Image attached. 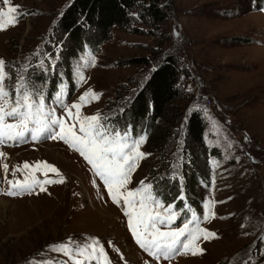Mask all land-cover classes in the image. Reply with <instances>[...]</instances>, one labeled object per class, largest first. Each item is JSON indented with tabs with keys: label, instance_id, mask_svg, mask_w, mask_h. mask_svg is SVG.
<instances>
[{
	"label": "rangeland",
	"instance_id": "obj_1",
	"mask_svg": "<svg viewBox=\"0 0 264 264\" xmlns=\"http://www.w3.org/2000/svg\"><path fill=\"white\" fill-rule=\"evenodd\" d=\"M71 1L12 0L13 6H19L17 22L0 29V58L6 61L11 77L6 84L13 85L17 73L31 82L23 73L29 50H49L40 52L36 65L49 53L59 57L65 39L55 35L56 24ZM174 4L162 26L148 25L135 9L130 29L114 27L112 39L101 46L99 54L80 52L72 70L62 73L61 81L69 86L64 102H78L81 94L92 89L100 98L85 104L82 113L99 112L112 124V111L120 108L122 98L129 99L134 84L149 72L132 59L176 53L182 63L180 88L199 98L204 111L206 158L213 170L210 182L201 184L197 199L188 205L196 211L200 227L216 235L207 240L201 237V254L180 252L170 259H156L135 242L122 203L112 202L106 186L77 151L60 140L28 139L0 144L4 153L0 166L9 165L8 178L16 165L46 161L65 179L46 185L44 192L37 188L31 195L9 196L0 190V199L7 202L0 206V264L49 260L62 264L67 257L49 246L67 242L69 237L77 242L97 238L112 264H230L254 246L256 259H263L254 264H264V0H175ZM0 8L6 9L3 0ZM78 67L85 77L83 83L78 81ZM59 86L60 82L49 90L46 85L41 91L57 116H63V109L54 102ZM140 150L147 155L139 161L129 188L139 186L141 180L153 183L159 167L146 140ZM16 175L23 179L22 172ZM37 176L43 179L42 173ZM49 177L59 179L51 172ZM158 198L167 206L160 194ZM209 200L212 215L204 220V203ZM175 210L180 218L172 227L191 219V213L182 218L181 211Z\"/></svg>",
	"mask_w": 264,
	"mask_h": 264
},
{
	"label": "snow or ice",
	"instance_id": "obj_2",
	"mask_svg": "<svg viewBox=\"0 0 264 264\" xmlns=\"http://www.w3.org/2000/svg\"><path fill=\"white\" fill-rule=\"evenodd\" d=\"M3 4L6 9L0 8V29L17 22L19 8L12 5V0H3ZM40 66L44 67L43 60ZM84 66H88V61ZM77 77L79 82H84L85 77L79 67ZM10 78L6 61L0 58V144L28 139L38 141L42 138L63 141L87 161L95 176L106 186L112 202L117 205L122 203L127 227L141 249L156 259H170L180 252L197 255L204 251L198 241L201 237L207 240L216 234L200 227L197 222L199 217L190 205L184 204L180 211L190 212L191 219L180 227H172L180 218V212L175 210L174 203L169 202L165 206L154 191L153 183L141 180L139 186L129 188L139 161L147 155L140 150L146 136H134L130 127L121 131L107 123L108 117L99 112L83 114L82 107L92 100H98L101 94L88 89L80 95L78 102L68 105L64 102L67 88L61 83L59 91L54 94V102L63 109L64 115L57 116L56 108L46 103L43 92L30 84L23 74L17 73L13 85L5 83ZM3 156L4 153L0 152V157ZM0 167L4 173L0 177V185H7L6 189L0 190L9 196L31 195L37 188L44 192L47 191L46 185L63 183L65 179L59 169L46 161L33 164L24 162L14 166L11 179L8 178L9 165L4 163ZM18 172L23 173V179L17 177ZM38 172L43 174V179L38 178ZM50 172L59 179L50 178ZM179 199L183 200L184 196H179ZM211 208V200L204 203V220L212 215ZM49 248L67 257L62 264H112L105 247L97 238L77 242L69 237L67 242L56 243ZM44 264H54V261L49 260Z\"/></svg>",
	"mask_w": 264,
	"mask_h": 264
},
{
	"label": "trees",
	"instance_id": "obj_3",
	"mask_svg": "<svg viewBox=\"0 0 264 264\" xmlns=\"http://www.w3.org/2000/svg\"><path fill=\"white\" fill-rule=\"evenodd\" d=\"M175 0H72L57 22L55 35L65 39L59 57L52 53L44 59V67L36 65L40 52L29 50L23 73L30 84L40 91L48 85L55 89L63 71L72 70L73 60L84 49L99 54L101 46L112 39L114 27L128 30L132 11L140 10L141 19L151 26H162L174 9ZM55 61V68H53ZM134 65L149 68V72L128 98L120 100V108L112 111V125L123 130L132 128L135 136H146L147 149L159 167L154 172L153 185L164 202H194L202 183L210 182L213 173L206 158L208 149L206 119L200 99L183 93L180 88L181 58L174 52L159 57H135ZM151 68V69H150ZM68 77V76H67ZM72 90V86L70 88ZM48 97L50 94L46 92ZM187 101L183 103V101ZM194 104L191 109L188 104ZM154 163V165H155ZM155 165V166H157ZM184 196L183 200L179 196ZM249 247L243 257L230 264L259 262ZM263 259L260 261L262 262ZM259 262V263H260Z\"/></svg>",
	"mask_w": 264,
	"mask_h": 264
},
{
	"label": "bare ground",
	"instance_id": "obj_4",
	"mask_svg": "<svg viewBox=\"0 0 264 264\" xmlns=\"http://www.w3.org/2000/svg\"><path fill=\"white\" fill-rule=\"evenodd\" d=\"M4 204L7 205L6 200H5V199H0V206H1V205H4Z\"/></svg>",
	"mask_w": 264,
	"mask_h": 264
},
{
	"label": "built area",
	"instance_id": "obj_5",
	"mask_svg": "<svg viewBox=\"0 0 264 264\" xmlns=\"http://www.w3.org/2000/svg\"><path fill=\"white\" fill-rule=\"evenodd\" d=\"M209 101H210V103H212L211 100H209Z\"/></svg>",
	"mask_w": 264,
	"mask_h": 264
}]
</instances>
